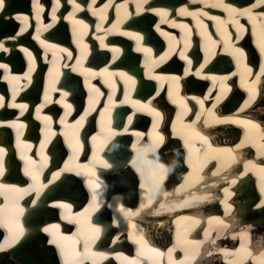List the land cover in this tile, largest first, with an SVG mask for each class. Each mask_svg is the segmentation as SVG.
Instances as JSON below:
<instances>
[{"label": "bare ground", "instance_id": "6f19581e", "mask_svg": "<svg viewBox=\"0 0 264 264\" xmlns=\"http://www.w3.org/2000/svg\"><path fill=\"white\" fill-rule=\"evenodd\" d=\"M17 1L6 0L5 8L0 10V29L10 28L8 31L3 30L4 34L1 36L0 44L7 51L0 50V64L8 66L10 64L8 61H12V59L8 58V55L12 54V56H15L16 51L25 53L26 45L23 43L22 38L25 35L28 37L27 34L31 33L30 38L37 41L45 51L53 55V64H51L53 68L50 69V72L53 70V74L49 72L51 78L48 82L47 80H43L36 70H33L34 65H29L25 73H17L15 72L16 68L11 66L6 67L7 72H5L4 68H0V88L2 86L1 81H4L11 90L9 93V104L27 105L23 115H20V108L10 107L9 112L12 113L15 111V118L13 119H6V117L0 115V134H4L2 132L3 129L8 131V133H12L14 127L10 125L13 123L23 125L18 128L19 135L14 143L15 152H13L12 146L8 145V143H0V147L5 149V155L7 154L8 156H4V166L11 171L12 167L11 164L8 165V162L13 157V160L15 159L19 163L13 169H17L18 176H20L19 179L21 180V182L9 183L0 179V184L4 185V189L0 190V209H4L5 212L9 213L6 210L7 207L10 205L14 206L15 204V206L24 210L22 214H17L16 208H14L12 214L17 216L20 226L24 229V234L19 237L12 251L20 247L24 241H27L28 237L30 239L34 238L32 242L28 243L21 250V257L19 258L15 255L13 256L12 253H0V256L3 254L0 264H19V259L23 264H53L54 261L59 264L57 256L59 249L55 245L47 243L52 237L43 231L44 228L51 229L53 226L58 229L59 236L65 238L62 241L64 246L73 248L71 242H77L79 244L77 245V249L80 253L84 255L83 252H85V256L81 260H78L81 261V264H87L92 256L86 254L91 252L103 255V259H100L99 256L92 257L101 264H128V261L131 260L138 261V264H179L182 260L185 261V264H225L224 262L226 261H228L227 264H245L248 261H252L253 264H264V250L260 254L257 253L258 249L264 247V208L257 207L261 201H264V193H261V187L264 186V172L261 171V169H264V149L260 147V145L264 144V139H262L264 137V93L261 95L258 103H254L255 101L253 100L251 104H246L245 101H247V98H239V107H236L237 109L233 114L224 113L223 111L220 112L219 116L213 114L217 119H247L251 123L256 124L257 129L254 130L253 134L256 147H253L252 143L239 146L244 139V134L241 135L240 131H245L241 125L214 123L209 118L210 122L208 125H211L209 128L204 123L205 118H208V110L200 106L203 113L200 116L201 119L197 120L196 110L194 109H197L198 106H195L192 101H186V105L190 111L184 113L182 119L180 118V126L176 122L171 125V133L169 136L162 132L160 127L154 128L151 126L150 132L138 131L135 128L131 129L127 126L130 124L128 121H126V125L122 128L118 127L116 135L125 136L126 134L128 137H132L131 139L126 138V142L128 144L130 143L128 149L134 154L133 158H127L121 164L120 162H111L110 164L107 161L109 167L103 168L102 172L96 170L92 178L87 177V174L90 172L89 162H75L74 164L71 157H68L63 164L62 161L64 158L59 163L55 160L50 162L52 149H55L57 144H60L59 136L66 145L65 148L67 147L69 150L74 148L81 149L79 145L83 146V144L77 145V142L81 135H86L85 132H82L86 124L85 118H87V115L96 113L101 119L105 116L106 109L109 110L108 115L113 113V105L111 103L116 102V99L110 93L111 91L107 89V86L110 84L113 86H125V92L126 90L133 89V93L129 94L130 99L134 102L133 107L137 104H149L154 110L159 111L162 116L164 115L163 110L159 109V107L155 108V104L157 106L162 104L159 97H156L154 94L153 98L138 99L134 95V91L138 90V87L142 85L141 88L145 92H148V89L151 87V82L155 80L152 77H159L158 82L160 83V88L169 86L174 91L175 86L171 84L172 80L168 81L166 80L167 78L164 79V76L167 75L156 74L155 68L152 71V69L148 70L146 65H143L142 70L145 75L143 79L148 82L146 83L145 81L141 85L138 83L131 85L128 80L120 75V73H124V76L131 77L134 80V76L131 73L132 70L129 68L130 64L128 63V68L123 71L117 70L112 66L121 56L124 58L125 63H127L126 61H131L134 57L132 55L133 53H136L135 56L138 60H140V55L144 58L145 62L151 61L148 58H152L153 60V55L158 50L154 47L150 51L144 40L146 36L150 35L151 30L157 33L156 36L151 38V41L155 42L156 46H161L167 55L169 53H176L177 55L171 60V63L176 64L182 60L183 63L181 65H185L188 69L187 77L190 76L189 81L188 79L187 81L195 85L197 84V80L194 77L195 73L199 71L201 76L207 77L209 74V71L206 70L208 67L207 63L212 58L214 61L217 60V63H211L213 66L226 63L228 59L225 56L218 57L217 54L224 52L227 53L229 58L233 57L231 54L233 49L242 47V43H238L236 40L242 39L245 41L250 38L253 46L259 47L261 40L264 39L263 6L252 8L256 4V0H241L244 3L248 2V4L254 1L251 6L246 7H239L227 0H222L229 8L236 9L235 13H230L223 8L211 6L219 3L220 0H197L195 3L193 0H179V5L175 7L169 9L162 8L166 15H163L159 8L154 5L159 10L160 16L153 13L155 12L153 9L148 8V6L146 7L145 3H142L143 11L138 10L133 13L125 12L124 17L120 18L117 15L114 17L110 0H105V3H100L99 1L93 2V0H90L89 3L86 0H73L74 4L79 6L78 11L74 9L73 4L69 3L68 0H59V6L55 12L56 20L53 21L51 15L54 7L53 0H50V2L44 5H39L40 8H43V11H39V8L34 6L32 2L27 4L32 11L19 9L18 5L20 1L19 3ZM118 1H120L118 6L124 11L125 8L122 2L129 4L136 2L137 6L138 3H141V0ZM176 1L173 3H176ZM21 3L23 2L21 1ZM94 3L96 4L94 5ZM248 8H252L254 13V17L251 20L245 15H239V13ZM134 9L139 8L133 5L131 10ZM146 9L148 13L152 12L159 19L164 17L163 22L158 23L155 21L152 23V16L141 15L140 13H144ZM182 9L192 15L182 14ZM87 14L91 15L92 19H94L92 23L88 20L82 21L80 19L81 15L85 16ZM18 16L20 19H17ZM138 18L139 22L143 24L142 29H129L127 25H131ZM33 19H35V22H33ZM233 19L237 23H233ZM74 21H80L82 24L87 25V28H81V25L74 23ZM15 24L20 25V29L24 28L25 31L17 35L20 29ZM179 24L182 25L179 29L182 38L181 45L180 41L175 38L177 34L176 28ZM48 25H52V27L49 28ZM238 25H242L243 29L241 30ZM157 26L159 27V31H157ZM68 33L72 37L70 41L64 40V42H56L54 40L58 35L67 36ZM121 33H127L128 35H122ZM137 35L141 38L139 47L141 49H148V53L136 50L137 42L131 37ZM37 36L39 39H34ZM201 36L206 37L205 43L202 44V59L204 62H200L199 57L193 53V50L197 48L194 39L200 38ZM101 39L105 45L103 48L100 46ZM40 41H43V44ZM187 46L191 47L186 48ZM60 49H64V51L62 52ZM113 49H119V52H114ZM241 50L245 51L246 57L250 59V52L244 48ZM27 51L31 53L32 49H27ZM181 52L184 53L185 59L180 58ZM68 53H71L70 58ZM258 53L261 57L260 52ZM92 54H97L95 55L97 57L94 60H89V56ZM138 54L139 56H137ZM114 56L115 59H113ZM33 57L39 59L37 54H33ZM106 57L108 61L102 66V63L100 64V58L103 59ZM168 60H165V62ZM189 61L191 62L190 64ZM243 62L237 69L245 81L253 77L252 83L253 81L256 82L255 92L258 93L256 86L264 81V66L259 68L257 75L255 72L252 73V70L246 67ZM256 66L258 67V65ZM257 67L253 66L251 68L256 69ZM200 68H204L205 72H201ZM104 69H107L111 75L105 73ZM221 70H226V67H223ZM228 72L224 76H218V78H231L230 74H227ZM75 75H81L83 77L80 85L77 83L76 77H72ZM241 76L236 75L234 79L238 80ZM66 79L73 82L66 84ZM96 79H99V81H96ZM100 81L103 86L99 84ZM225 82L227 81L225 80ZM199 83L204 86L203 82L199 81ZM30 84L34 87H40L42 89L41 91H46L49 94V96H46L47 98L49 97L48 101L45 100L35 106L28 105L25 99L21 100L20 98L23 96L30 95L28 94ZM58 84H60V87L57 89L56 86ZM226 84L231 85L229 82ZM94 88L96 91L93 90ZM213 88L214 86L212 85L208 89L207 97L213 96ZM81 89L88 91L85 108L80 107V100L84 97L80 93ZM57 90H59L60 95L58 98H54L55 91ZM14 93L15 99H13ZM214 93L218 95L219 91H214ZM3 96L4 93H0V97L3 98ZM109 96H111V99H109ZM164 98L167 99V96L164 95ZM199 98L197 97V99ZM237 98L238 95L233 96L229 104L233 103ZM77 99L78 101H76ZM87 101L92 104V107L88 106ZM50 103H53L56 107L61 106L65 110V115L60 118H54L49 109L44 111V107H47ZM107 104H109V107H107ZM64 105H68L69 107L65 108ZM114 107H117V105ZM38 108L40 109L39 118L37 117ZM81 112L82 114L78 115ZM179 112L181 113L182 111ZM141 113H144L148 117L151 116L140 110L137 114L142 115ZM45 116L48 117L47 121L43 119ZM82 116L84 117L83 121L80 120ZM130 116L134 120L133 123L138 121V118L134 115ZM122 118L123 116L116 117L114 121L119 122ZM166 120L163 121V125H166ZM36 121L40 124V128L38 129H40L41 137L43 136L42 141L38 142L30 140L27 136V134L30 135L29 131L32 129L31 124ZM78 121L80 123H77ZM193 121H196V123L193 124ZM143 125H147L145 119H143ZM185 125L188 127H184ZM191 128H195L202 135L206 131L207 137H205L208 139L209 144L214 148L230 149L237 159L223 168L218 175L212 174L217 171V161L214 159L210 160L199 173V176L202 178L196 180L191 186L182 188L181 185L185 183L184 177L190 172H193V169L199 164L200 159L203 158L206 151V145L202 144L198 138H194L193 145L199 148L200 152L192 154L193 167L189 168V150L184 146V139L181 137L182 135L189 136L191 134ZM213 132L215 134H212ZM137 133L140 135L138 136ZM154 133L162 135L164 142L155 151L151 152L161 151L155 156L149 155L150 151L145 152L143 153V160H139V150L153 143L149 134ZM22 134L23 136L21 137ZM95 137L98 139L99 135L96 134ZM111 137L103 140L100 152L110 144ZM91 138L92 141L90 143L96 145V139L93 140V137ZM116 139L113 138L112 142L116 143ZM49 143L51 144L50 149L47 147ZM119 144L126 145L124 140H120L114 146V150L109 151V153L113 152L112 156L119 154V150L117 149ZM164 146L165 148H163ZM21 156L27 157V159H21ZM98 156L100 162L104 163L106 159L100 154ZM163 157L166 158V162L162 160ZM29 161L32 163L29 164ZM156 163H163L166 167L171 166L173 168V171L169 173L166 180H182H180L181 182L177 181L178 185L173 188L171 184L162 187L164 191L170 194L164 195L161 192L149 204L146 198L147 187L150 178L155 172L154 165ZM33 166L38 173L37 181L35 182L36 186L41 184L47 185V187L40 189L39 196L48 189L52 190L53 187L60 190L61 199L55 200L52 197V200L48 204L55 208L51 209L53 212L57 213L59 211L62 221H58V218L53 216L50 219L44 220L43 223L40 222L39 225H33L34 227L27 224V222L32 221L35 217L39 219L45 213L49 214V212H46L47 206L45 199L38 204L37 199L39 196L30 187L34 182L28 176L24 175L25 168ZM83 167L87 168L86 174L78 170ZM57 173H59L58 179L56 178ZM70 178H74L75 180H71ZM233 179L237 181L236 184H231ZM49 181H52V183H49ZM134 182L139 183L136 195ZM93 184H99V187L94 190L100 207L95 210L91 207ZM112 186L121 187L127 192L116 191L117 189L111 190ZM225 187L229 188L232 192V196L226 201L229 205L228 209L221 203L225 199L223 192ZM12 188L20 189L21 191H8V189ZM256 191H258L257 194ZM192 195H207L209 196L210 202L185 205L182 208L178 207L173 209L174 203L178 204L186 199L189 200ZM71 198H75L76 202H70L69 199ZM255 198L257 200L253 202ZM83 200H85L84 203L82 202ZM81 202L84 206L78 204ZM253 205L254 207L252 208ZM217 206L219 209L216 208ZM37 207L39 209L36 211ZM9 209L12 210L11 207ZM121 209L125 212H139L138 215L130 217L131 222L136 225L134 229L129 228V220L125 219ZM256 210H259V212ZM100 212H103V216L112 215L110 223L102 224L98 222L97 216ZM180 217L195 218L200 223L193 225L192 219H178ZM216 220H220L222 223L217 224L215 223ZM96 227L100 228L101 232L99 236H95L94 238L92 228ZM107 230L112 234L111 247L115 244H117L115 247H123L124 245L130 244V248L126 250V254L109 247L104 249L101 246ZM129 231H133L137 236H142L149 247L156 248L158 251L164 253V255L162 257L152 256L151 253L142 249L140 244L134 243L132 239L128 238ZM5 232L6 235L4 238L6 240L10 236V233L7 229ZM31 232H36V236H33ZM172 232L174 233L172 234ZM241 233L245 236L243 239H241ZM170 234L172 235L170 236ZM185 236L188 240L200 242L199 246L197 247L188 242L182 246H177L178 240ZM79 237L83 239L79 240ZM86 238L90 242L88 248L84 251L81 248L85 246ZM169 239L175 244L163 249V240L168 242ZM231 240H238L235 242L237 243L236 249L235 247L231 248V245H229ZM221 243L228 245V247L225 246L222 249ZM1 245H5L2 248L3 252L8 251L12 246V244L7 245L4 241ZM170 248L175 249L172 252L171 261L167 254ZM141 250L145 252L144 256L138 255V252ZM225 253H228V255H225ZM50 254H53V258ZM256 254L258 255L256 256Z\"/></svg>", "mask_w": 264, "mask_h": 264}, {"label": "snow or ice", "instance_id": "6c2138e0", "mask_svg": "<svg viewBox=\"0 0 264 264\" xmlns=\"http://www.w3.org/2000/svg\"><path fill=\"white\" fill-rule=\"evenodd\" d=\"M69 3L73 4V7L75 10H79V6L74 4L73 0H68ZM94 2V0H93ZM147 0H141V3H138V8L143 11L142 8V3H146ZM193 2H197V0H193ZM5 3L6 0H0V10H3L5 8ZM32 3L34 6L39 8V11H43V8H40L38 5V0H32ZM53 11H52V20L55 21L56 20V9L59 6V0H53ZM212 7H220L225 9L226 11L230 12V13H235L236 9L235 8H229L227 5H225L222 0H220L219 3L213 4L211 5ZM260 6H264V0H256V4H254L252 6V8H256V7H260ZM252 8H248L246 10H244L243 12L239 13V15H245L247 16L250 20L253 19L254 17V13L252 11ZM182 14L185 15H192L191 13H187L185 12L183 9L181 10ZM163 15H166V13H164ZM195 18V17H194ZM17 19H20V17L18 16ZM233 23H237V21L235 19L232 20ZM74 23L80 24L81 28H87V25L82 24L80 21H74ZM48 27H52V25H48ZM238 27L241 28V30L243 29L242 25H238ZM25 29L21 28L19 30V32L17 33V35H19L20 33L24 32ZM157 31H159V27L157 26ZM122 35H128L127 33H121ZM132 39L136 40L137 42V51H144L145 53H148V49H141L139 47V42H140V36H132ZM34 39H39V37H34ZM43 44V41H40ZM102 48L105 46L103 43V40L101 39V45ZM85 47H87L85 45ZM260 54L262 56H264V39L261 40L260 42ZM0 50L3 51H7L6 48H4V46L2 44H0ZM60 51H64V49H60ZM114 52H119V49H113ZM236 61V64L239 66L242 62V59L245 56L244 51H242L240 48H234L232 53H231ZM25 55H27L30 59V63L31 61V53L29 52H25ZM69 58L71 57V53H68ZM180 58L181 59H185L184 57V53L181 52L180 53ZM113 59H115V56L113 57ZM165 60V57H160V61L163 62ZM191 62L189 61V64ZM201 67H203V65H201ZM0 68H4L5 72H7V68L4 64H0ZM105 73H108L107 69H104ZM109 75H111V73H108ZM188 74V69H185V75ZM94 75V73H93ZM120 75L122 77H124L126 80H128V82L131 85H135L136 81L133 80L131 77H126L124 76V73H120ZM195 75H197L200 78H207V77H203L201 76V73L199 71H197L195 73ZM154 79H159V77H152ZM211 79L213 80V83L216 82V77H211ZM227 79V77H222L220 78V88H221V95H223L224 93H226L228 91L227 86L225 85L224 81ZM243 79V78H242ZM171 80L175 82V87H176V97L175 99H173L172 97V91H171V87L169 89V99L172 100L173 103H179V106L182 108V112L180 114H178V118L183 117L184 113H186L188 111V106L184 103V100L181 99L179 97V80L176 76H172ZM255 81H253L252 84H247V83H242L241 87L244 88L248 94V100L245 101L246 104H251V102L255 99ZM94 91H96V89H93ZM13 99H15V93L13 94ZM109 99H111V96H109ZM217 101H219L221 99V96H217ZM196 103L198 105L201 106V108H203V102L199 99H197ZM0 106H3V98L0 97ZM8 107H14V108H20L21 109V113L20 115L24 114V110L27 108V105L25 104H13L10 103L8 104ZM65 108H68V105H64ZM136 107L143 112L148 113L149 115L153 116L155 119V123L153 125L154 128L159 126V118L161 116V113L159 111L154 110L152 107L149 106V104H137ZM213 107H215V105H213ZM39 111L40 109H37V117L39 118ZM211 122L214 123H232V124H239L244 128V139L241 141L239 146H243L247 143H252L253 147H256V143L253 137L254 134V130L257 129V125L254 123H251L250 121H248L247 119H235V118H231V119H217L216 116L213 115V113L209 110L208 112V118H205V125H208L210 120ZM45 121L48 120V117H44L43 118ZM84 117L82 116L80 118L81 121H83ZM132 117L129 116L128 120L131 121ZM197 120L200 119V115H197L196 117ZM77 123H80V121H78ZM193 124L196 123V121L192 122ZM11 127L14 128H19L22 127L23 125H19V124H15L13 123L12 125H10ZM184 127H188L187 125H185ZM110 134H111V130H109ZM191 134L189 136H183L182 135V139H184V146L189 150V159H188V166L189 168L193 167V163H192V154L193 153H199L200 149L194 147L193 145V139L194 138H198L199 141L206 145V151L204 153V156L202 159H200L199 164L193 169V172H190L187 176L184 177V181L185 183L183 185H181L182 188L184 187H189L191 186L192 183H194L196 180L201 179L202 177L199 176V173L202 171V169L208 164V162L210 160H216L217 161V171L213 172V175H218L219 172L228 166L229 163H231L232 161H235L237 159V157L235 155H233L232 151L230 149L227 148H214L211 144H209L208 139L201 134V132L196 131L195 128H191L190 129ZM137 135L139 136L140 134L137 133ZM150 139L153 141V143L149 146H146L143 149H140L138 152V159L139 160H143V153L148 152V151H155V149L162 145L164 142V137L158 133H154V134H149ZM96 137H93V140H95ZM262 139H264V137H262ZM261 149H264V144L260 145ZM4 156H5V149L3 147H0V176H2L5 172V166H4ZM21 159H27V157L21 156ZM32 162L29 161V164H31ZM105 168H108L109 165L104 164ZM155 168V172L152 175V177L150 178L149 182H148V187H147V200L148 203L151 204L153 200H155L157 198V196L159 194H161V192H163L164 195H169L170 193H168L167 191H164L162 188V185H164V182L166 181V179L168 178L169 173H171L173 171V168L171 166L166 167L165 164L163 163H156L154 165ZM262 172H264V169H261ZM24 175L28 176L34 183L32 186L33 190L36 192V195L39 196L40 194V189L41 188H45L47 187V185L45 184H41L39 186H36L35 182L37 181V176L38 173L35 169V167H30V168H25L24 170ZM91 175H95V173H91ZM56 178H59V173L56 174ZM49 183H52V181H49ZM237 181L235 179H233L231 181V184H236ZM99 187V184H93L92 188H93V194H92V205L91 207L95 210L97 208L100 207V205L97 202V196L95 193V188ZM4 189V185L0 184V190ZM8 191H13V192H19L21 191L20 189H8ZM26 191V190H25ZM177 191H179V189H177ZM224 192V200L221 201V203L224 204V207L226 209L229 208V205L227 204V199L230 198L232 196V192L229 190V188L225 187L223 189ZM261 193H264V186L261 187ZM204 202H210L209 200V196L207 195H192L191 198L189 200H184L182 203H174L173 204V209H176L178 207H184L185 205H192V204H200V203H204ZM66 207V205H65ZM257 207L259 208H264V201H261L260 204L257 205ZM16 208V213L17 214H22L23 213V209L19 208L18 206H15ZM121 212L123 213V216L125 217V219L129 220V228L130 229H134L136 227L135 224H133L131 222L130 217L134 216V215H138L139 212H125L123 209H121ZM178 219H183V220H187V219H192V223L193 225L200 223L199 220L195 219V218H191V217H180ZM215 223L220 224L222 223V221L220 220H216ZM0 227L5 228L8 230V232L10 233V236L6 239V244L7 245H11L13 243H16L17 240L19 239L20 236H22L24 234V229L20 226L19 220L17 219L16 215H12L9 214L7 212H5L4 209H0ZM43 231L45 233H48L52 238L49 239L47 241L48 244L50 245H55L57 249H59V254L60 257L63 259V264H81V261H78L76 259L77 256H79V253L75 252V249H71L68 250L65 248V246L63 245L62 241L65 239L64 237H60L59 236V231L58 229L53 226L51 229L49 228H44ZM92 232L94 233V238L95 236H99L101 229L96 227V228H92ZM241 235V239H243V233L240 234ZM128 238L132 239L134 243H138L142 246V249L146 250L147 252L151 253L152 256L155 257H162L164 255V253H162L161 251H158L156 248L154 247H149L148 244L145 242V239L142 236H137L133 231H129L128 234ZM89 240L86 238L85 239V249H87L88 244H89ZM186 242L191 243L196 245L197 247L199 246L200 242L197 241H193V240H188L187 237L185 236L184 238L178 240V244L177 246H182L183 244H185ZM3 247H5V245H0V249H2ZM243 247V246H242ZM174 248H170L168 249V257L169 260L171 261V256H172V252L174 251ZM86 255H90L92 257H97L99 256L100 259H103V255L102 254H98V253H88ZM139 256H144L145 252L143 250H141L140 252H138ZM225 255H228V253H225ZM235 255V254H234ZM128 264H138V261L135 260H131L128 261ZM179 264H185V261H180Z\"/></svg>", "mask_w": 264, "mask_h": 264}, {"label": "water", "instance_id": "95a60500", "mask_svg": "<svg viewBox=\"0 0 264 264\" xmlns=\"http://www.w3.org/2000/svg\"><path fill=\"white\" fill-rule=\"evenodd\" d=\"M120 145V144H119ZM118 157L119 158H128V156H127V154H126V152H125V150L123 151L122 150V152H121V154H118ZM33 234V236H36V232L35 233H32ZM34 240V238H31L30 239V237H28V240L27 241H24L22 244H21V246L20 247H18V248H16L15 250H13L11 253L13 254V256L15 255L16 257H21V254H20V252H21V250L24 248V247H26V245L28 244V243H30V242H32ZM50 256L53 258V254H50ZM2 258H3V255H1L0 256V260H2ZM17 258V259H18ZM19 264H23L22 262H21V260L19 259ZM53 264H57V262H55L54 261V263Z\"/></svg>", "mask_w": 264, "mask_h": 264}, {"label": "rangeland", "instance_id": "374dc122", "mask_svg": "<svg viewBox=\"0 0 264 264\" xmlns=\"http://www.w3.org/2000/svg\"><path fill=\"white\" fill-rule=\"evenodd\" d=\"M257 193H258V191H256V194H257ZM244 237H245V236H243V238H244ZM228 239H230V238H228ZM236 241H238V240H231L230 243H233V242H236ZM230 243H229V244H230ZM225 246L227 247V245H224V244L221 243V247H223L222 249H224ZM227 262H228V261H226V262H224V263L227 264Z\"/></svg>", "mask_w": 264, "mask_h": 264}]
</instances>
